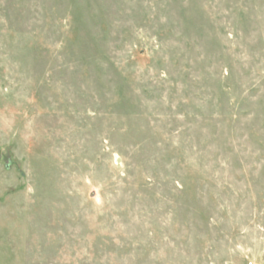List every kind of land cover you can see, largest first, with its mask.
<instances>
[{
  "label": "rangeland",
  "instance_id": "374dc122",
  "mask_svg": "<svg viewBox=\"0 0 264 264\" xmlns=\"http://www.w3.org/2000/svg\"><path fill=\"white\" fill-rule=\"evenodd\" d=\"M0 264H264V0H0Z\"/></svg>",
  "mask_w": 264,
  "mask_h": 264
}]
</instances>
